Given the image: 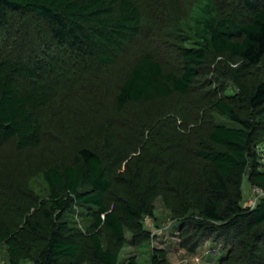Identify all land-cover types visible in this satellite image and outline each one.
I'll return each mask as SVG.
<instances>
[{"label": "trees", "instance_id": "obj_1", "mask_svg": "<svg viewBox=\"0 0 264 264\" xmlns=\"http://www.w3.org/2000/svg\"><path fill=\"white\" fill-rule=\"evenodd\" d=\"M185 3L187 12L147 19L138 0H0V151H38L61 126L69 135L64 118L87 106L83 146L29 182L23 205L33 212L18 235L0 223L7 264H119L126 244L151 240L145 220L157 218V199L190 253L207 245L216 264H264V196L242 203L245 180L264 192V0ZM149 37L173 58L156 55L164 47L141 51ZM113 105L115 115L135 110L145 128L121 125L143 130L141 150L156 140L161 169L140 174L130 159L112 176ZM150 256L169 264L165 251Z\"/></svg>", "mask_w": 264, "mask_h": 264}, {"label": "rangeland", "instance_id": "obj_2", "mask_svg": "<svg viewBox=\"0 0 264 264\" xmlns=\"http://www.w3.org/2000/svg\"><path fill=\"white\" fill-rule=\"evenodd\" d=\"M169 1L170 9L168 6H162V3H155L156 0H138L141 6L145 5V12L148 15L147 19H150L152 10H158L156 14H161L162 8L164 11L168 10V12L172 10L176 11L177 14L184 12L186 8L187 12L189 3L183 4L184 0ZM147 2H149V4H146ZM155 26L151 28L153 34L156 31ZM165 38V44H167L166 40L168 38ZM156 40H160V37H149L147 40H141V43L139 44L141 51H146L149 53L154 47H164L160 52H157L156 55H158L163 61L166 59H172L173 56L169 57L171 50L166 45L163 46V43H156ZM180 99L183 100V103H181L180 100L178 104H181L182 106H184V102H188L184 97ZM111 100L112 99L110 97V102ZM174 103V101L170 102L171 105ZM85 107L87 106H82L79 104L73 106L70 113L64 118V120L70 125L71 130L69 135H61V133L64 131L63 127L61 126L56 134L45 135L41 148L36 149L38 151H19L15 148V146H13V144H10L8 147H6L5 150L7 151L5 153L0 151V223L9 224L14 230L13 232L16 236L21 230L24 218L28 216V214L30 215V212H33L29 208V205H23V201L25 200L24 193H26L30 187L29 182L34 180V177L36 176H39V179L41 180V173L51 163H62L66 159L69 160L71 158V152L69 149L77 152L78 149L83 146V137H80L79 131L83 124V110ZM63 108L66 111V108ZM153 110L154 109L151 107L150 113H153ZM133 111H135L133 108L132 110H129L128 116H125L124 114H116V116V107L114 105L110 110V120L112 118H117L118 122L110 129L107 138L105 137L104 140H107L108 152L112 153L113 155V163L115 154L118 157L117 162L114 164L115 170L111 173L112 176L114 175V177L123 175L122 173L125 169L124 164L126 162H130V159L136 162V165H131L133 167L138 166L140 174H145L150 168L154 166H157L159 169H161L159 167L160 163L156 162L155 160L156 154L158 152V146L154 144L156 140L145 143L143 145V149L145 150H141L138 147L139 142L136 140L134 135L141 139V132L143 130H140L139 133L136 134L135 131L123 128L121 125L124 118L128 119L131 123H133L134 126H136L137 123L139 124L136 114L131 113ZM84 121L90 122V117L85 118ZM139 126L143 129L145 128L140 124ZM70 136H72V138H70ZM102 141L103 139L101 142ZM262 147L264 148V144ZM126 150H129V152H131L130 150H132V152H139L141 150L142 155L139 156L138 159H132V156L130 157L132 152L128 155L124 154ZM9 186H11V188L14 190L12 198L16 201L9 198L11 196L7 194V191L8 193L12 194L11 191L7 189ZM255 188L256 187L254 186H250L247 180L244 181V198L242 203L245 206L250 207V202L254 199L252 192ZM20 194L22 195L19 196ZM9 200L12 202V204ZM155 207L157 218L145 220L146 229L151 232V240L148 241V243H146L142 248H136L132 245V243L126 244L121 251L119 264H124L129 259V257L135 255L140 258L141 264H151L150 255L152 254L153 250L165 251L168 256L167 259L169 264H216L218 262L217 259H214V256L216 253L219 255V251L216 252V250H207V245H205L203 248L201 247V249H199L196 253H190L188 250H186L184 246H182V240L180 238L182 232H180V229L176 226V221L174 220L173 214L170 212V210L167 211L165 209L161 199L156 200ZM22 219L23 221H21ZM130 237L131 235L128 236V238ZM7 256L8 252L6 247L0 245V264H7ZM22 264L33 263L30 261H23Z\"/></svg>", "mask_w": 264, "mask_h": 264}, {"label": "built area", "instance_id": "obj_3", "mask_svg": "<svg viewBox=\"0 0 264 264\" xmlns=\"http://www.w3.org/2000/svg\"><path fill=\"white\" fill-rule=\"evenodd\" d=\"M252 195L254 196V199L250 202V207L254 208L257 204L258 199L264 196V192L259 188H255L252 192Z\"/></svg>", "mask_w": 264, "mask_h": 264}]
</instances>
